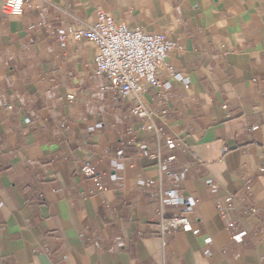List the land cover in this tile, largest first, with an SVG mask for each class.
<instances>
[{"label":"crops","instance_id":"obj_1","mask_svg":"<svg viewBox=\"0 0 264 264\" xmlns=\"http://www.w3.org/2000/svg\"><path fill=\"white\" fill-rule=\"evenodd\" d=\"M4 1L0 264H264V0H43L20 16ZM98 9L184 46L170 63L187 84L161 67L172 91L163 104L145 84L148 103L170 109L160 141L132 115V98L101 91L96 44L60 38ZM167 137L176 141L182 192L196 204L193 229L163 240L159 183L142 181L158 179L148 153L166 149ZM84 163L97 167L105 189ZM249 179L258 210L242 216L239 240L216 202L228 193L240 201Z\"/></svg>","mask_w":264,"mask_h":264},{"label":"built area","instance_id":"obj_2","mask_svg":"<svg viewBox=\"0 0 264 264\" xmlns=\"http://www.w3.org/2000/svg\"><path fill=\"white\" fill-rule=\"evenodd\" d=\"M39 1L43 0H5L4 9L9 15L20 16L27 9L39 10L41 8ZM60 38L71 41L85 38L96 44L97 54L94 60L96 73L107 78L101 91H113L119 97L132 98V115L143 119L142 127L149 130L160 141L170 109L166 105L160 109H154L144 98L147 90L145 84L155 89L156 100L163 104L172 95V91L171 82L162 81L159 77L161 67L169 69L176 79L185 84L188 83L187 76L175 71L170 63V58L175 52L184 50L183 44L171 39L166 33H148L139 26L130 27L116 19L114 14L103 9L96 11L93 22L71 25L68 33L60 35ZM69 97L72 99L73 95ZM256 128L258 127H252L253 130ZM165 145L166 149L159 144L156 149L148 153L157 161L158 179L142 181V185L146 187L159 183V188L153 191V196L159 202L156 215L163 240L176 229L184 231L193 229L190 213L196 204V200L192 196L184 195L181 189L180 181L183 178V171L175 167L177 162L175 139L167 137ZM260 170L264 171V166H261ZM82 171L86 176L93 178L99 188H106L95 165L84 163ZM165 180L170 182L168 188L163 187ZM117 184L119 187H124L121 179L117 180ZM209 187L218 188L212 181H209ZM255 192L256 183L253 179H249L244 185V195L240 201L233 194L228 193L216 202L217 209L226 218L228 229L239 240H243L245 236V231L240 230L242 216L254 214L258 210L257 204L253 201ZM167 207H175L178 212L167 217L165 215Z\"/></svg>","mask_w":264,"mask_h":264}]
</instances>
